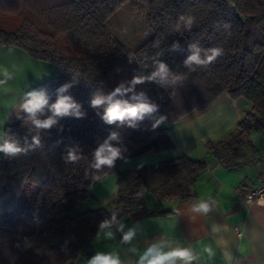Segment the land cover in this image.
Listing matches in <instances>:
<instances>
[{"label":"trees","instance_id":"obj_1","mask_svg":"<svg viewBox=\"0 0 264 264\" xmlns=\"http://www.w3.org/2000/svg\"><path fill=\"white\" fill-rule=\"evenodd\" d=\"M230 3L232 5H230ZM125 4L136 5L145 15L152 35L136 49L118 41L109 31V19ZM181 15L195 19L190 31L175 32ZM228 28L225 29L224 25ZM179 41L180 50L169 46ZM220 47L223 55L207 68L189 72L183 60L188 44ZM0 44L23 48L31 56L54 62L59 74L32 90L44 89L52 103L57 89L80 79L70 93L86 113L84 118L64 117L41 133L42 147L27 155L0 153V264H70L89 260L96 253L93 241L99 223L113 211L117 218L138 221L159 211L150 210L145 193L160 202L167 198L193 200V186L208 164L187 155L146 166H132L119 174L118 195L112 208L82 210L93 200L90 185L112 172H95L92 152L112 131L120 134L127 156L175 149L165 125L178 123L191 112L201 113L223 93L244 98L251 107L226 138L208 149L228 168L244 164L254 129L264 127V0H0ZM173 72L186 75L167 91L155 83L138 85L159 105L136 129L108 125L90 106L92 94L112 91L137 72L148 74L156 54ZM134 59L129 63L128 55ZM19 107V106H18ZM12 112L6 132L24 143L34 133ZM102 112V109L100 110ZM160 115L164 123L152 129ZM78 145L82 158L66 164V147Z\"/></svg>","mask_w":264,"mask_h":264},{"label":"crops","instance_id":"obj_2","mask_svg":"<svg viewBox=\"0 0 264 264\" xmlns=\"http://www.w3.org/2000/svg\"><path fill=\"white\" fill-rule=\"evenodd\" d=\"M250 107L244 98L223 93L205 111L188 113L178 123L165 125L175 149L127 156L91 185L94 199L89 201L104 207L101 201L109 200L105 208H112L118 195L119 174L132 166L152 165L182 155L206 161L207 169L192 188L193 200L167 198L160 202L152 193H145L147 207L159 212L138 221L124 218L127 225L138 222L142 227L133 243L143 251L148 243L164 238L174 248L191 250L197 257L191 264H264V202L247 204L244 199L249 190L264 181V127L252 131L245 163L237 167H226L208 149L209 143L228 137ZM119 240L118 233L114 240L97 236L94 252L119 250L125 264H135L138 257L128 253V246L120 245ZM87 261L81 258L70 264Z\"/></svg>","mask_w":264,"mask_h":264},{"label":"clouds","instance_id":"obj_3","mask_svg":"<svg viewBox=\"0 0 264 264\" xmlns=\"http://www.w3.org/2000/svg\"><path fill=\"white\" fill-rule=\"evenodd\" d=\"M194 23L195 19L192 16L181 15L176 21L173 31H190ZM224 27L227 29L228 25L225 24ZM180 47L179 41H174L168 50L175 52L179 51ZM188 51L189 55L183 60V66L189 72L196 71L198 68H207L223 55V49L220 47L202 48L198 43H189ZM159 56L158 53L149 58L153 67L148 74L137 72L130 80L120 81L110 92L105 93L98 89L92 94L90 106L97 110V115L104 123L108 125L116 124L118 127L138 128L146 117L150 118L159 111V105L149 97L146 91L138 89L137 86L145 83H155L167 91L186 79L185 74L173 72ZM128 59L129 63L134 61L130 54ZM12 78L11 73H3L0 85L6 84ZM79 79V73H72L71 81L57 89V98L52 103L49 102L44 89L25 92L17 110V118L23 120L29 126V131L34 135L31 137V142H28L25 138L24 143L21 144L15 135L7 132L0 133V153H3L6 157L27 155L30 151L42 147L41 133L56 126L60 119L64 117L84 118L86 113L81 110V105L69 94L70 89L79 82ZM165 120L166 117L160 115L152 123V129L157 128ZM120 140V134L117 131H112L92 152L89 167L93 170V182L96 179V171L105 168L112 169L117 159H124L123 152L126 149L113 144V141L119 144ZM81 158L82 155L78 145L66 147V155L63 157L66 164L77 163ZM109 202V200H104L101 201V204L107 207ZM117 216L118 213L113 211L109 218L102 220L98 225L96 235L103 237L105 240H114L118 233L120 245H127L128 253L138 257L135 264H191L193 260L197 259L191 250L174 248L164 238L148 243L141 251L133 243L142 231L140 223L137 222L129 226L125 223L123 217L118 219ZM87 264H125V262L121 259L119 250H111L97 252L87 261Z\"/></svg>","mask_w":264,"mask_h":264},{"label":"rangeland","instance_id":"obj_4","mask_svg":"<svg viewBox=\"0 0 264 264\" xmlns=\"http://www.w3.org/2000/svg\"><path fill=\"white\" fill-rule=\"evenodd\" d=\"M107 27L118 41L130 49H136L152 35L144 13L132 4L123 5L109 19ZM3 46L0 48V79L5 72L11 73L13 78L0 85V133L6 132L12 112L19 106L23 94L60 72L54 62L35 58L17 46ZM87 207L99 206L92 201H83L82 209Z\"/></svg>","mask_w":264,"mask_h":264},{"label":"built area","instance_id":"obj_5","mask_svg":"<svg viewBox=\"0 0 264 264\" xmlns=\"http://www.w3.org/2000/svg\"><path fill=\"white\" fill-rule=\"evenodd\" d=\"M244 199L247 204H252L254 202H264V181L262 184L249 190L245 194Z\"/></svg>","mask_w":264,"mask_h":264},{"label":"water","instance_id":"obj_6","mask_svg":"<svg viewBox=\"0 0 264 264\" xmlns=\"http://www.w3.org/2000/svg\"><path fill=\"white\" fill-rule=\"evenodd\" d=\"M230 5H232V4L230 3Z\"/></svg>","mask_w":264,"mask_h":264}]
</instances>
